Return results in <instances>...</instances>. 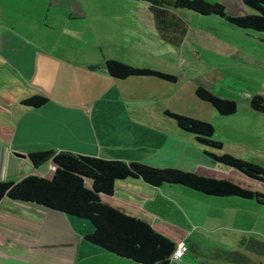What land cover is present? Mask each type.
<instances>
[{
  "label": "crops",
  "instance_id": "obj_1",
  "mask_svg": "<svg viewBox=\"0 0 264 264\" xmlns=\"http://www.w3.org/2000/svg\"><path fill=\"white\" fill-rule=\"evenodd\" d=\"M21 5L23 7V2ZM124 6L132 8V5ZM50 7L49 0H36L34 4V10L43 9L39 16L43 23L53 18V13H49ZM66 7L67 9H60L57 15V18L62 19L60 26L63 28L85 18L81 7ZM115 9L117 8L112 6L108 9L100 7L96 13L103 16L102 10L115 12ZM134 10L129 12L118 9L117 12L120 13L108 12L104 17L136 20L142 27L150 28L157 35L156 39L164 43L161 45H168L166 51H151L158 49L157 40L156 43L151 42L149 47H139L133 42L118 47L114 38H118V35L126 38L133 33L122 28L119 34V30L111 31L109 39L104 41L107 45L99 46V53H92L88 43L84 45L81 37L90 34L92 29L83 24L78 27L89 28L84 29L83 35L79 37L81 44L70 43L60 50L56 49V44L62 38L60 36L52 38L46 35L35 44L31 40H21L10 34L0 36V182L18 181L27 175L49 178V163L35 168L27 157L30 153L47 150H64L126 162L137 161L156 167H177V162L182 161L179 169L189 170L183 164L192 165L190 147L196 148L194 150L197 152L199 147L204 150L205 146L192 134L179 129L165 112L212 123L213 119H217L214 108L209 103L203 104L205 101L197 97L196 89L204 87L214 91L216 88V95L230 99H235L244 90L240 80L227 75L221 76V73L214 79L209 75L205 80L197 77L202 76L198 72L197 75L189 73L182 68V60H178L180 54L176 55L175 47H181L182 39L187 35L191 45L206 40L212 46L211 50L214 49L219 54L240 55L241 48L206 31L201 32L195 27L190 29L187 21L181 20L168 4L158 3L151 7L146 3L144 7ZM94 18L97 19L98 15L94 14ZM75 31L73 29L72 33ZM9 38L12 40L3 42ZM27 43L30 44L29 50L26 48ZM107 46L113 51L106 50ZM22 49L28 51L23 53ZM114 51H118V54H114ZM14 52L21 56L17 54L12 58L9 53ZM27 54L28 62H18L19 58L27 59ZM190 54L198 55L195 50H191ZM106 59L154 69L176 79L170 82L155 77L113 78L103 66ZM196 61L201 60L197 57ZM251 62L256 65V59ZM257 65L261 66L259 63ZM194 69L196 67H190V70ZM7 75H11L10 80L6 79ZM33 79L36 82L34 86L28 84ZM27 86L30 88L29 92H15L26 89ZM87 91L90 94L94 91L95 94L85 102L80 96ZM248 94L249 98L253 95L246 91L245 95ZM33 95L44 96L47 102L36 108L21 104L23 99ZM242 120L243 116L226 119L222 124L224 132H227V128L231 132L235 128L243 129L239 124ZM257 134L263 136L264 132L260 130V133H254ZM214 140L222 144L219 139ZM193 160L197 166L192 167L197 168L198 173L210 172L213 176L208 177L237 183L227 178L231 171L236 170L229 169L223 173L210 163L199 162L195 158ZM251 163L262 167L255 162ZM252 180L260 184L261 188H249L264 191L263 182ZM172 191L176 190L164 185L151 187L141 180L126 179L118 181L113 194L103 197V200L126 214L147 221L178 247L179 239L185 238L188 233L185 234L164 221L158 213L161 205L168 202L177 204L183 213L178 215L183 219L188 218L190 211H195L196 206L185 208L184 205L190 203L187 201L182 205L174 195L169 198ZM250 211L254 213L255 209ZM90 231V224L84 220L35 203L11 201L4 197L0 201V235L4 240L0 246V264H135L87 242L84 235ZM182 259L171 264H199L191 260L183 262Z\"/></svg>",
  "mask_w": 264,
  "mask_h": 264
},
{
  "label": "rangeland",
  "instance_id": "obj_2",
  "mask_svg": "<svg viewBox=\"0 0 264 264\" xmlns=\"http://www.w3.org/2000/svg\"><path fill=\"white\" fill-rule=\"evenodd\" d=\"M205 1L223 5L225 12L232 16L252 12L251 9L243 4L242 0ZM21 2H23V7ZM35 2L36 0H0V36L10 34L21 38V40H31L34 44L46 35L52 38L60 36L62 38L56 44V49L60 50L63 49V46L70 43L75 45L81 44L79 37L83 35L84 29L89 28L78 27V25L83 24L90 26L92 29L90 34L81 36L84 40V45L88 43L87 46L92 53H99L98 47L107 45L104 41L109 39L111 31L119 30V34L122 28H126L133 33L132 36H127L126 38L120 35H118V38H114V42L118 47L122 44H130L132 42L136 43L139 47H149V45L157 40L158 49L151 51L157 53L158 50L166 51L168 48V45H161L164 43L156 39L158 38L157 35L150 31V28L142 27L134 19H123L121 17L117 20L115 18L107 19L104 17L109 13H120L117 12L118 9L128 10L129 12L134 9L137 10L138 7L145 6L147 2L145 0H49V3H51L49 13H53V18L50 16L51 19L45 23L39 18L43 13V9H33ZM32 4L33 7H31ZM66 5L73 9L76 7L84 9L85 18L63 28L60 26L62 19L57 18V15L60 9H67ZM124 5H132L134 9ZM110 6L117 8L115 12L102 10L103 16H100V13H96L98 8L108 9ZM174 12L178 14L181 20L187 21L190 29L195 27L201 32L206 31L220 39H226L230 43H235L241 48L240 55L234 53L219 54L214 49L211 50L212 46H209L206 40L205 42H202L203 40L197 41L191 45L190 39L187 40L186 38L187 35L182 39V46L175 47L176 55L178 56L180 54L178 60H182V68L189 73L197 75L198 72L202 76L197 75V77L202 80H205L209 75L214 79L218 73H221V76L227 75V77L229 76L232 79L240 80L244 90L239 96H235L237 100V111L234 115L222 116L213 109L215 116L219 119L218 121L215 118L212 122L215 129L213 138L219 139L222 142L221 149L203 146L204 150H201V147H199L197 152H195L196 148L190 147V152H192V156H190L192 158V165L194 167L197 166L193 160L195 158L199 162L210 163L216 170L223 173L228 171L226 167L219 165L205 155L204 152L209 151L216 155L230 154L234 157H241V159L255 162L264 168V134L263 136L258 134L254 135V133H260V130H262V133L264 132V115L258 112L254 113L255 111L253 112L248 104L249 94L245 95L246 91H249L250 95L260 93L264 96V31L241 30L228 23L225 19L214 15L201 16L182 9L175 10ZM94 14L98 15L97 19L94 18ZM123 16L127 17L128 14H123ZM73 29H76L75 33H72ZM9 40L12 39H6L3 42L7 43ZM108 46L106 50L113 51ZM169 46L173 48L171 45ZM26 48L28 50L30 49L29 43L26 44ZM28 50L23 51L22 49V52L25 53ZM191 50H195L198 55L192 56L190 54ZM113 53L118 54V51H114ZM9 54L12 58L18 55L21 56V54L15 52ZM26 57L27 59L19 58L18 62H28L29 54ZM197 57L202 62L196 61ZM249 58H251L250 61ZM255 59L256 65L251 62ZM257 63L261 64V66H258ZM190 67H196V69L190 70ZM24 75L29 79L27 74ZM10 78L11 75L6 76L7 80H10ZM28 84L34 86L36 84L35 79L30 82L28 81ZM29 89L27 86L26 89L15 92H29ZM214 89V91L210 89L209 91L216 94L218 90L216 88ZM92 92V94L88 91L85 92L86 94L81 95L80 99L85 102L90 100L95 94L94 91ZM203 104L208 103L204 102ZM233 116L236 118H242L243 116V122L239 123L243 129L235 128L233 129L235 131L231 132L227 128V132H224L222 124H224L226 119ZM255 137L257 138L255 139ZM243 145L247 147H243ZM260 150L261 152H259ZM181 165L182 161L177 162L178 168ZM192 165L183 164V167L197 174L202 173L201 175L213 176L212 173L210 174V172L206 171L198 173L197 168H193ZM227 178L235 180L242 187L261 188L260 184L254 183L251 178L243 176L237 171H231ZM164 186L172 187L176 190L172 191V196L169 198H172L174 195L176 201L182 205L188 201L190 204L184 205L187 209L191 206H196L195 211H190L191 215H188V218L184 216L186 219L178 215L183 213L181 208L173 202L162 204L158 212L166 223L181 229L185 234L188 233L185 238L179 239V243L182 242L186 248L183 254V262L191 260L197 261L199 264H264L263 206L257 205L254 200L242 199L235 196L216 197L206 195L181 185ZM258 191L264 193L262 190ZM252 208L255 209L254 213H250ZM150 215L154 216V214ZM183 236L185 235L183 234ZM175 240L178 241L176 237Z\"/></svg>",
  "mask_w": 264,
  "mask_h": 264
},
{
  "label": "trees",
  "instance_id": "obj_3",
  "mask_svg": "<svg viewBox=\"0 0 264 264\" xmlns=\"http://www.w3.org/2000/svg\"><path fill=\"white\" fill-rule=\"evenodd\" d=\"M154 7L158 3L170 5L201 16L214 15L225 19L241 30L264 31V0H242L252 12L232 16L223 5L205 0H145ZM107 73L117 79L128 77H155L174 82L175 77L154 69L131 66L115 59L103 64ZM197 97L209 103L218 114L230 116L237 110L235 99L218 96L204 87L196 89ZM47 98L33 95L21 101L28 107H40ZM250 108L264 115V96L254 93L248 100ZM177 127L192 134L202 145L221 149L213 139L214 126L210 122L185 115L165 112ZM213 161L229 169L264 183V169L230 154L216 155L204 152ZM35 168L51 163L54 169L49 178L27 175L18 181L0 182V201L31 202L65 215L87 221L91 231L84 235L90 244L135 264H171L177 245L155 230L147 221L126 214L105 203L103 197L113 194L121 180H141L148 186L181 185L200 193L216 197H239L254 200L264 207V193L242 187L227 179L208 177L176 167H156L146 163L118 159H103L69 151H39L27 155ZM4 240L0 235V246Z\"/></svg>",
  "mask_w": 264,
  "mask_h": 264
},
{
  "label": "built area",
  "instance_id": "obj_4",
  "mask_svg": "<svg viewBox=\"0 0 264 264\" xmlns=\"http://www.w3.org/2000/svg\"><path fill=\"white\" fill-rule=\"evenodd\" d=\"M184 75L185 74H183V76ZM53 169H54V166L51 163H49L48 170L51 172ZM185 251H186L185 245L182 242H180L178 244L176 251L171 256V263L180 261Z\"/></svg>",
  "mask_w": 264,
  "mask_h": 264
}]
</instances>
